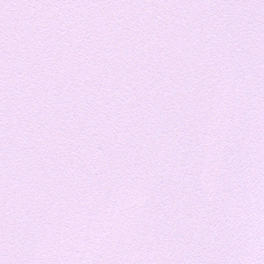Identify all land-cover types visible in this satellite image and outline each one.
I'll use <instances>...</instances> for the list:
<instances>
[{
  "label": "snow or ice",
  "instance_id": "snow-or-ice-1",
  "mask_svg": "<svg viewBox=\"0 0 264 264\" xmlns=\"http://www.w3.org/2000/svg\"><path fill=\"white\" fill-rule=\"evenodd\" d=\"M0 264H264V0H0Z\"/></svg>",
  "mask_w": 264,
  "mask_h": 264
}]
</instances>
